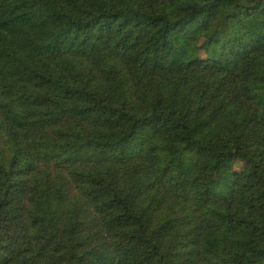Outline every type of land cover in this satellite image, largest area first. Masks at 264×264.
<instances>
[{"label": "trees", "instance_id": "16d2710c", "mask_svg": "<svg viewBox=\"0 0 264 264\" xmlns=\"http://www.w3.org/2000/svg\"><path fill=\"white\" fill-rule=\"evenodd\" d=\"M0 264H264V0H0Z\"/></svg>", "mask_w": 264, "mask_h": 264}, {"label": "rangeland", "instance_id": "374dc122", "mask_svg": "<svg viewBox=\"0 0 264 264\" xmlns=\"http://www.w3.org/2000/svg\"><path fill=\"white\" fill-rule=\"evenodd\" d=\"M226 163H227L228 165H231V166H234V167H240V166H242V161H240V160L237 159V158H233V157L228 158V159L226 160ZM65 171H66V170H65ZM222 178H224V173L219 172L218 178L215 179V180H216V182H218V181L221 180ZM170 201H172L171 198H170L169 201H167V203H169ZM164 203H165V202H164ZM97 227H98V224H97V223H94L93 226H92V229H95V228H97ZM92 232H95V231L92 230ZM88 238L91 239V244H93V243H97L98 245L100 244V242L97 241V237H96V236H89Z\"/></svg>", "mask_w": 264, "mask_h": 264}]
</instances>
